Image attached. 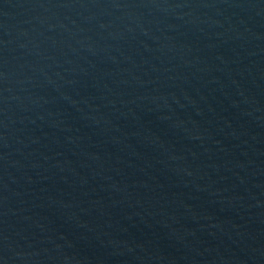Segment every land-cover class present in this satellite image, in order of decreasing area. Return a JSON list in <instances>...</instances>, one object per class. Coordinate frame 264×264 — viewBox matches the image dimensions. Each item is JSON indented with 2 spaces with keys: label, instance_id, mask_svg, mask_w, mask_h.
Instances as JSON below:
<instances>
[{
  "label": "water",
  "instance_id": "water-1",
  "mask_svg": "<svg viewBox=\"0 0 264 264\" xmlns=\"http://www.w3.org/2000/svg\"><path fill=\"white\" fill-rule=\"evenodd\" d=\"M0 264H264V0H0Z\"/></svg>",
  "mask_w": 264,
  "mask_h": 264
}]
</instances>
